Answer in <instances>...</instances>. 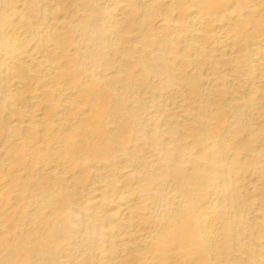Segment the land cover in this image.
Here are the masks:
<instances>
[{"label": "bare ground", "instance_id": "obj_1", "mask_svg": "<svg viewBox=\"0 0 264 264\" xmlns=\"http://www.w3.org/2000/svg\"><path fill=\"white\" fill-rule=\"evenodd\" d=\"M0 264H264V0H0Z\"/></svg>", "mask_w": 264, "mask_h": 264}]
</instances>
